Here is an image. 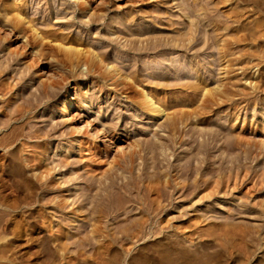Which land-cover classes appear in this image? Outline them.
Instances as JSON below:
<instances>
[{
	"label": "rangeland",
	"instance_id": "1",
	"mask_svg": "<svg viewBox=\"0 0 264 264\" xmlns=\"http://www.w3.org/2000/svg\"><path fill=\"white\" fill-rule=\"evenodd\" d=\"M0 264H264V0H0Z\"/></svg>",
	"mask_w": 264,
	"mask_h": 264
},
{
	"label": "bare ground",
	"instance_id": "2",
	"mask_svg": "<svg viewBox=\"0 0 264 264\" xmlns=\"http://www.w3.org/2000/svg\"><path fill=\"white\" fill-rule=\"evenodd\" d=\"M8 4H10V3H8ZM11 5V4H10ZM12 6V5H11ZM12 8H13V6H12ZM16 17V16H15ZM17 19H16V22L18 21H21V19H20V16H18V17H16ZM70 51H72V49H69ZM75 51V50H74ZM68 94V93H67ZM66 94V95H67ZM70 98V97H69ZM143 99H144V101H145V103H146V105H147V107L149 108V110H150V112L152 113V115L153 116H158V113L160 112V105H159V103H157V101L155 100H152L151 99V97L150 96H148L147 95V93L145 92L144 93V95H143V97H142ZM71 100V99H70ZM63 103H62V105H61V108H60V115L63 117H61L62 119H64V120H66V122L68 121V120H73V119H71V116H70V112H69V108L71 107V103H70V101H69V99L67 98V97H65V99L62 101ZM87 111L89 110V108H90V106L89 105H87V104H85V107H84ZM84 109V110H85ZM86 112V111H85ZM90 112V111H89ZM88 112V113H89ZM149 112V111H148ZM160 114V113H159ZM65 117V118H64ZM59 118V117H58ZM88 119V118H87ZM90 120V119H89ZM90 122V121H89ZM90 123H92V122H90ZM90 123H88V121L87 122H84V123H82V124H80V125H78V126H76V127H74V139H73V141L74 142H76L77 144H79V139H77V137L80 135V132L82 131V130H85V129H89L87 132L89 133V137L91 138V140L92 141H96L97 142V139H99L98 138V135H99V130H97V129H92L91 130V128H90ZM92 128H93V126H92ZM100 129V128H99ZM82 132H84V131H82ZM85 132H86V130H85ZM103 131L101 130V133H102ZM84 134V133H83ZM104 134V133H103ZM87 136H88V134H87ZM104 136V135H103ZM103 136H101V137H103ZM105 137V136H104ZM102 139V138H101ZM104 139V138H103ZM90 140V141H91ZM106 142H108L107 144H109V139L107 140L106 139ZM91 143H93V142H91ZM95 145V144H94ZM95 146H97V144L95 145ZM91 147H92V145H91ZM94 147V146H93ZM95 148V147H94ZM98 148V147H97Z\"/></svg>",
	"mask_w": 264,
	"mask_h": 264
}]
</instances>
